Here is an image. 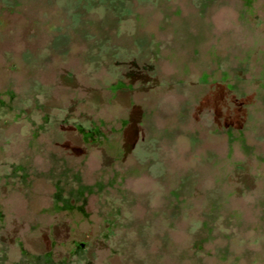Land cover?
I'll use <instances>...</instances> for the list:
<instances>
[{"label":"rangeland","instance_id":"obj_1","mask_svg":"<svg viewBox=\"0 0 264 264\" xmlns=\"http://www.w3.org/2000/svg\"><path fill=\"white\" fill-rule=\"evenodd\" d=\"M95 1L0 0V264H264V0ZM51 158L92 190L71 212Z\"/></svg>","mask_w":264,"mask_h":264},{"label":"trees","instance_id":"obj_2","mask_svg":"<svg viewBox=\"0 0 264 264\" xmlns=\"http://www.w3.org/2000/svg\"><path fill=\"white\" fill-rule=\"evenodd\" d=\"M92 3V5H95L98 3V5L100 4L98 1L95 0H86V3ZM112 6V8L110 9H106V13H109L110 11L112 12L114 9H116V7L118 6L120 9H126L128 7V5L130 4V0H107V5ZM108 5V7H109ZM97 6V5H96ZM107 7V8H108ZM109 15L106 14V17L103 19L102 22H94L93 20H85L86 18H82L81 22L79 23V25L77 27H75L74 33L77 35L79 34L80 37H85L87 34H95L93 36L94 37H99L98 33L96 31H98V29L101 31L103 30L105 27L109 28L110 25L109 23H112V20H109ZM91 26H93L94 31H91ZM97 28V29H95ZM90 29V30H89ZM89 31V32H88ZM107 36L103 39L108 40V34H106ZM92 36V35H90ZM57 41V40H55ZM3 107L0 105V109H2ZM5 116V110L4 111H0V117ZM148 117V115H147ZM149 121V118H148ZM147 121V124H148ZM148 127V128H147ZM149 125H147L145 128L146 130L149 129ZM76 129L78 131V133L81 135L82 140L83 141H87V140H94V141H103V139L105 138L103 136V134L95 129L92 128L91 130L85 131L84 128L81 125H76ZM164 137H167V132L163 133ZM170 137V136H169ZM168 137V138H169ZM50 163H51V167L50 169L47 171V173H45L44 177L48 180H50L53 185L56 188V192L54 195V201L55 202H61L62 203V209H64L67 212H71V207H69V201H71L72 203H81V205H83V203H85V199H86V195L92 193V190H90V188H88L87 186L83 185L81 183V179L79 177L78 173L73 172L72 169L68 168V166L66 165V163L64 162V160L62 159H55V158H51L50 159ZM26 168H16L13 169L10 173V178H12L13 180H17L18 182H20L21 184H26V178H27V174H26ZM190 180V176L185 175L182 176V178L179 180L178 185L176 187V189L172 190L168 195L175 197L176 201L175 203L171 202V208L170 211L167 210V219L171 216H174L175 214L177 215L180 212V195H182V191L186 190V186L188 181ZM110 186H106V188H108ZM106 188H104L102 191L100 190L101 188L98 187L97 188V193H103V194H107ZM184 189V190H183ZM64 192L65 195L61 196V193ZM121 196V195H120ZM124 197V196H123ZM122 196L120 197L121 200L123 198ZM211 201V200H210ZM213 207H211L213 210L216 206V202H211ZM170 206V205H169ZM73 211V210H72ZM76 212V211H75ZM73 212V213H75ZM113 211L110 212L108 215H112ZM106 222L108 223V225L110 224V226H112L113 221L110 220V218L108 217L106 219ZM207 232H210V228H208V222L207 221H202L199 223V226L196 230H194L192 232V258L194 259L195 257H197V252H199V243L203 242L206 240V238L208 237L209 234H207ZM80 246H78V250H80ZM184 258V256H183ZM179 259V257H178ZM80 260V259H79ZM24 264H69L68 262H58V263H54L52 262L49 258H36V259H25L23 260ZM71 263V262H70Z\"/></svg>","mask_w":264,"mask_h":264}]
</instances>
